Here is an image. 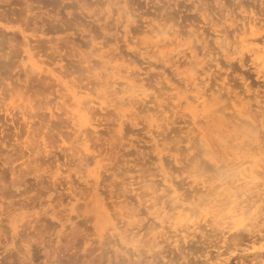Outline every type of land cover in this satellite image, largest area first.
I'll list each match as a JSON object with an SVG mask.
<instances>
[{
	"label": "rangeland",
	"instance_id": "rangeland-1",
	"mask_svg": "<svg viewBox=\"0 0 264 264\" xmlns=\"http://www.w3.org/2000/svg\"><path fill=\"white\" fill-rule=\"evenodd\" d=\"M262 69L264 0H0V100L14 122L0 111V264H264L263 179L240 188L232 215L233 203H203L218 159L264 160ZM112 80L124 104L109 102ZM72 90L88 106L75 116ZM240 100L253 121L233 111ZM218 107L228 128L203 117ZM216 129L240 148L211 151L201 140ZM10 203L23 208L14 230ZM113 222L144 240H120Z\"/></svg>",
	"mask_w": 264,
	"mask_h": 264
},
{
	"label": "bare ground",
	"instance_id": "bare-ground-1",
	"mask_svg": "<svg viewBox=\"0 0 264 264\" xmlns=\"http://www.w3.org/2000/svg\"><path fill=\"white\" fill-rule=\"evenodd\" d=\"M259 30V29H258ZM246 31V30H245ZM243 32V31H242ZM28 41V40H27ZM29 46V45H28ZM239 46V45H238ZM250 48V47H249ZM26 52H28V49H26L25 50ZM236 51V50H235ZM29 53V52H28ZM39 54V53H38ZM37 55V54H36ZM28 56L31 58L32 57V54H28ZM176 61V60H175ZM53 62V61H52ZM260 62V61H259ZM37 62H33V61H31V65H32V67L34 66L35 67V64H36ZM259 64V63H258ZM37 65V64H36ZM36 68L38 69V67L36 66ZM44 67H42L41 69H43ZM32 71H35V70H33V69H31ZM38 71H41V70H38ZM117 71V70H116ZM115 71V72H116ZM264 71V69H262L260 72H263ZM118 72H120V71H118ZM114 74V73H113ZM118 74V73H117ZM120 75L122 74V73H119ZM52 75H54V74H52ZM260 75V74H259ZM115 76V75H114ZM117 77V76H116ZM120 77V79H121V77L122 76H119ZM119 77H118V79H119ZM122 78H124L125 79V81H123V83L124 82H129V78H130V76H128V75H123V77ZM133 78V77H132ZM116 81L117 80H112V82L111 83H109V88L111 87V88H113L112 90H111V93H112V95H113V97H112V99H110L109 97H108V93L106 94V91H105V93L103 92L102 94H103V96H104V101H100V104H104V103H106V101H107V99L109 98L110 100H109V102H112L113 101V98H114V95H115V98H116V96L119 94L118 92L120 91H118V89H116V87H114L115 86V84L114 83H116ZM118 83V85H119V83L120 82H117ZM122 83V82H121ZM125 84V83H124ZM107 85V84H106ZM127 85V84H126ZM124 86V85H123ZM70 87V86H69ZM220 87V86H219ZM117 88H119V87H117ZM224 88V87H223ZM124 89H127V88H124ZM123 89V91H126V90H124ZM130 89H131V87H130ZM143 90V89H142ZM80 90H72L71 91V95H72V101L74 102V106H76V110H75V112H71V113H73V116H75V115H77L80 111H82V110H85V109H87L88 108V106H86V102H84L85 103V105H83V102L82 101H80V98L77 96V94H78V92H79ZM121 91H122V88H121ZM127 91H128V89H127ZM130 91V90H129ZM136 91H139V90H136ZM232 91V90H231ZM107 92H109L110 93V91H107ZM118 93V94H117ZM123 93V92H122ZM125 93V92H124ZM143 93V92H142ZM85 94V93H84ZM106 94V95H105ZM117 94V95H116ZM205 93H198V98H202L203 100H202V102L204 103V105L206 104V102H205V100H206V98H205V95H204ZM103 96H101V97H103ZM121 96V95H120ZM119 96V97H120ZM127 96V95H126ZM130 96V95H129ZM196 96V95H195ZM99 97V96H98ZM135 97H137V96H135ZM3 98V97H2ZM70 98V97H69ZM122 98V97H121ZM226 98V97H225ZM256 98H257V96H256V94H255V96H254V99H255V106H256V108L258 109H260V108H264V103H261V101L260 100H256ZM4 99V98H3ZM133 99V98H132ZM137 99V98H136ZM253 99V100H254ZM258 99V98H257ZM106 100V101H105ZM115 100V99H114ZM122 100V99H121ZM126 100V99H125ZM197 100V99H196ZM1 101V100H0ZM4 102H5V100H3ZM3 101H1V105H3L4 107V109H2L1 108V110L0 111H4L2 114L5 116V119H7V117H8V120H10V122L13 124L14 122H13V116L11 115V113L10 112H8V110H9V108H8V106H7V104H5ZM84 101V100H83ZM116 101H118V103H123V102H119L120 100H115V101H113L114 103L116 102ZM73 102H72V104H73ZM108 102V101H107ZM108 102V103H109ZM126 102V101H125ZM240 102H241V100H240ZM95 103V102H94ZM113 103V104H114ZM112 104V105H113ZM124 104V103H123ZM126 104V103H125ZM209 104V103H208ZM1 105H0V107H1ZM22 105V104H21ZM70 105V104H69ZM105 105H107V104H105ZM110 105V104H109ZM115 105L117 106V103H115ZM207 105V104H206ZM211 105V104H210ZM224 105H227V104H224ZM111 106V105H110ZM114 106V105H113ZM128 106V105H127ZM130 106V105H129ZM118 107H120V104L118 105ZM209 107V106H208ZM228 106H226V108H227ZM233 107H234V109H233V111L234 112H237L238 113V116L239 115H244V116H248V118H250V121H253L256 117H257V115L256 114H254L253 115V113H252V104L250 103V100H247L246 102H241V103H238V104H234L233 105ZM21 108V107H20ZM105 108H107V107H105ZM115 108V107H114ZM224 108V106L222 107V109ZM228 108H230L231 109V106L229 105V107ZM72 109V108H71ZM221 109V108H220ZM220 109H219V107H218V109L216 108V109H211V108H204V111H205V115H203V117H205V118H208V117H211L212 119H216V120H218V121H222V124H223V126L224 127H226V128H228V126H229V124H230V120L228 121L227 120V118L229 119V117H227L225 114H224V112H223V110L221 109V112H220ZM225 109V108H224ZM88 110V109H87ZM22 111V110H21ZM230 112V119L232 118V116H233V118H235L236 116H237V113L234 115L233 113L234 112ZM228 112V111H227ZM124 113V112H123ZM125 114V113H124ZM23 115V114H22ZM72 115V114H71ZM84 115V114H83ZM256 115V116H255ZM197 116V115H196ZM1 118L3 117V116H0ZM227 117V118H226ZM1 118H0V120H1ZM10 118V119H9ZM233 118H232V121H233ZM3 119V118H2ZM4 119V120H5ZM237 119H239V121L240 120H242L243 118H238L237 117ZM258 119V118H257ZM198 120V119H197ZM197 120H196V122H197ZM211 120V119H210ZM244 120V119H243ZM242 120V121H243ZM259 120V119H258ZM206 121H208V120H206ZM223 121H225L224 123H223ZM231 121V122H232ZM6 122V121H5ZM4 122V123H5ZM156 122V121H155ZM158 122V121H157ZM189 122V121H188ZM195 121H194V123H196ZM199 122V121H198ZM197 122V123H198ZM234 122V121H233ZM247 122V120L245 121L244 120V124H248V125H250L251 124V122H248V123H246ZM258 122V121H257ZM160 123V122H159ZM193 123V124H194ZM235 123V122H234ZM234 123H233V125H234ZM250 123V124H249ZM8 124V123H7ZM11 124V125H12ZM164 123H162L161 125H163ZM232 124V123H231ZM236 124H238V123H236ZM235 124V125H236ZM239 126H240V124H238ZM257 125V124H256ZM9 126V125H8ZM152 126V125H151ZM155 126V125H154ZM157 126V125H156ZM166 126V125H165ZM237 126V125H236ZM247 126V125H246ZM258 126V125H257ZM1 127H3V126H1ZM11 127V126H10ZM9 127V128H10ZM153 127V126H152ZM158 127V126H157ZM159 127H161V126H159ZM154 128V127H153ZM166 128V127H165ZM168 128V127H167ZM203 128V127H202ZM222 128V127H221ZM205 129V128H204ZM210 129V128H209ZM239 129V128H238ZM237 129V130H238ZM150 130H152V128L150 129ZM166 130V129H165ZM221 130V129H220ZM220 130H218V129H216V130H214L213 132H211L212 134H207L206 132V134H207V136L206 135H203V137H204V139H202L201 141H205L204 143H206V145H208L209 146V148H210V150L214 147V146H221L222 147V149H223V146L221 145L223 142H224V146L225 145H227L229 142H228V134H226V131H220ZM4 131V130H3ZM3 131H0V141H3V140H1V139H4L5 137H3V135H2V132ZM154 131H156V130H154ZM161 128H160V130H159V132L161 133ZM193 131V130H192ZM198 131V130H197ZM157 133H159L158 131H156ZM80 133V132H79ZM152 133V132H151ZM154 133V132H153ZM160 133H159V135H160ZM164 133V132H163ZM163 133H161V135L163 134ZM200 133V132H199ZM205 133H203V134H205ZM241 134L243 135V137H245V139L247 138V134H246V136H244V134L242 133V131H241ZM241 134H240V136H241ZM249 135V134H248ZM156 136V135H155ZM157 136H158V134H157ZM157 136H156V138H157ZM238 136V135H237ZM239 136V137H240ZM150 137V136H149ZM166 137V136H165ZM234 138V139H236L235 141H237V139H240V138ZM249 137H250V135H249ZM248 137V138H249ZM231 138V137H230ZM233 138V137H232ZM253 138H256V140H257V136L255 137H253ZM6 139V138H5ZM4 139V140H5ZM149 139H151L153 142H154V144H156V141H157V143L159 142V138L158 139H155L153 136L152 137H150ZM160 139H163V138H160ZM165 139V138H164ZM163 139V140H164ZM233 139V140H234ZM245 139H240V142H244L245 141ZM231 140V139H230ZM233 140H231V141H233ZM255 140V141H256ZM221 141H223V142H221ZM228 142V143H226L225 144V142ZM230 141V142H231ZM152 142V143H153ZM219 142H221V143H219ZM238 142V141H237ZM204 143H202V144H204ZM231 144V143H230ZM235 144H237V143H234V144H232V145H229L228 147L226 146V148H229V147H231V146H233V145H235ZM242 144V143H241ZM157 145H159V143L157 144ZM246 145V144H245ZM263 145V144H262ZM219 146V147H220ZM237 146L239 147V145L237 144ZM243 146H244V144H243ZM199 147H201V146H199ZM163 148V147H162ZM161 148V149H162ZM208 148V147H207ZM208 148V149H209ZM218 148V147H217ZM240 148V147H239ZM242 148V147H241ZM215 149V148H214ZM210 150L208 151V152H210ZM219 150V149H218ZM226 150V149H225ZM229 149H227V151H228ZM211 151H213V149L211 150ZM214 151H217V149H215ZM233 151V150H232ZM231 151V154L235 151H233L232 152ZM242 151V150H241ZM207 152V151H206ZM222 152V151H221ZM221 152H220V154H221ZM201 153H203V152H201ZM219 153V152H218ZM217 153V154H218ZM230 153V152H229ZM237 153V152H236ZM214 153H212V155H213ZM227 154V153H226ZM223 155H224V153H223ZM228 155V154H227ZM218 156V155H217ZM215 157V156H214ZM220 157H221V155H220ZM247 157V156H246ZM245 157V158H246ZM216 158V157H215ZM231 158H234V157H231ZM230 158V159H231ZM259 158V157H258ZM160 159V158H159ZM216 159H218V158H216ZM229 159V158H228ZM227 158L225 159V157L223 158V159H218L217 161L219 162L220 160V162L221 163H219V166L217 165L215 168H216V170H215V174H220L218 177L219 178H216V175H214L215 177H212V181H210V179H209V177H208V182L209 183H207L208 184V186H206V185H204V187L206 186L208 189H207V195L209 196L208 198H206L204 201H203V203H204V205L206 204V203H208L209 204V202H212V200H213V203H210V212H212V211H214V210H217L218 211V213L220 212V210H222V208H220V207H223V206H225L226 205V207L228 206V204H231V203H233V205H232V207L230 208L231 209V212H229V214L230 215H232V213L233 212H236L237 211V203H236V196L238 195V194H240V193H238L237 195H236V193L237 192H241L240 190H242V189H240L241 187H246L248 184H250V183H253L254 185L252 186V187H257V182L255 183V180H257V179H259V180H261V179H263V182H262V184H264V175H262L261 177H259V175L262 173H264V163H262L264 160L263 159H260L261 161V163L259 162V160L256 158V160L255 161H252V163H253V166H254V164H255V167H253V166H251V167H253V168H250L249 170H247V167H249V166H247L246 165V167H244L243 166V164L242 163H245V161H242V163H239V161L237 160L236 161V159H238V158H236V159H232V162L233 161H235V162H233V163H231V166L229 165V168H227L226 167V165L227 164H229L228 162H229V160H228ZM242 159V158H241ZM222 161L224 162V163H222ZM248 161H250V159L248 160ZM248 161H246V162H248ZM251 163V162H250ZM249 163V164H250ZM211 164H213V163H211ZM221 164V165H220ZM224 165H225V168L226 169H224L223 167H224ZM251 165V164H250ZM211 166H213L212 168H214V164L213 165H211ZM211 166H208V167H210L211 168ZM223 166V167H222ZM223 168V170H224V172H223V170L221 171V168ZM93 178H96V177H93ZM162 178V177H161ZM168 178V177H167ZM166 178V179H167ZM261 178V179H260ZM206 179V178H205ZM166 181V180H165ZM171 181H173V180H171ZM202 181V180H201ZM206 181H207V179H206ZM96 182V181H95ZM204 182H205V180H204ZM214 182H217L216 184L214 183ZM213 183V184H212ZM159 184V183H158ZM95 186H97L96 184H95ZM164 186V185H163ZM168 186L169 187H173L172 186V184L171 183H169L168 184ZM260 186V185H259ZM156 187V186H155ZM166 187V188H165ZM164 188L165 189H163V190H167V186H165ZM205 187V188H206ZM97 188V187H96ZM163 188V187H162ZM177 188V187H176ZM176 188H174L173 187V189H171V190H173V192L175 191V189ZM156 189V188H155ZM154 189V190H155ZM246 189V188H245ZM244 189V190H245ZM249 189V188H248ZM247 189V190H248ZM162 190V189H161ZM239 190V191H238ZM96 191V190H95ZM197 191V190H196ZM154 192H156V190L154 191ZM168 191H166L165 192V194L167 193ZM169 192H170V188H169ZM168 192V193H169ZM203 192V191H202ZM214 195L212 198H210L211 197V195ZM170 194V193H169ZM161 195H163V194H161ZM205 195V194H204ZM166 196H167V198H166ZM172 196V195H171ZM239 196V195H238ZM237 196V197H238ZM168 197L170 198V199H168ZM162 198H164V196L162 197ZM168 200V202H167V200ZM165 200H163V202H167L166 204H165V206H163V212H164V216L167 214V212L169 211H171V210H176V208H177V206L178 205H175L174 203H170L169 204V202H170V200H171V198L172 197H170V195H165ZM232 198V199H231ZM229 199H231V200H229ZM4 200V199H3ZM105 200V199H104ZM157 200V199H156ZM158 200H160V199H158ZM223 200H228V201H225V202H223ZM252 200V199H251ZM257 200V199H256ZM2 202V201H1ZM62 202V201H61ZM162 202V203H163ZM242 202V201H241ZM4 203V202H3ZM156 203V202H155ZM154 203V204H155ZM234 203H236V204H234ZM35 204V203H34ZM103 204H105V203H103ZM163 204V205H164ZM239 204V203H238ZM7 205V204H6ZM10 206H11V203L9 204ZM15 205V204H14ZM39 205V204H38ZM62 205H63V203H62ZM106 205V204H105ZM169 205V206H168ZM181 205V204H180ZM17 206V205H16ZM15 206V207H16ZM31 206V205H30ZM160 206V205H159ZM158 206V207H159ZM168 206V209L166 210V207ZM185 206H187V205H185ZM183 207L182 209H184V211L183 212H185V210H186V208H190V207ZM231 206V205H230ZM18 208H19V206H17ZM16 207V209L14 208H12V206H11V208L8 210V213L6 214V221L8 222V224L11 226V228L14 230L15 229V227H14V219H13V216L16 214V211H17V208ZM22 207V205H20V208H19V210L20 209H23V208H21ZM180 207V206H179ZM216 207V208H215ZM8 208V207H7ZM35 208V207H34ZM102 208H106V207H104V205L102 206ZM205 208V207H204ZM208 208V207H207ZM223 208H225V207H223ZM31 209H33V208H31ZM181 209V210H182ZM241 208L239 207L238 208V210H240ZM11 210V211H10ZM161 210V209H160ZM226 210V209H225ZM10 211V212H9ZM168 212V213H169ZM176 211H174V213H175ZM206 212H208V211H206ZM243 212V211H242ZM241 212V213H242ZM54 213V212H53ZM124 213V212H123ZM174 213L172 212L171 214L173 215V216H171V217H173L174 218ZM190 213V212H189ZM238 213V212H237ZM3 214V213H2ZM2 214H0V216L2 215ZM51 214V213H50ZM228 214V213H227ZM228 214V215H229ZM38 215V214H37ZM55 215V214H54ZM125 215V214H124ZM157 215V214H156ZM160 215V214H159ZM168 215V214H167ZM166 215V218L170 215V213H169V215L167 216ZM181 215H182V213H181ZM185 215V214H184ZM183 215V216H184ZM189 215H191V214H189ZM214 215H216V213L214 214ZM226 215V214H225ZM235 215V214H234ZM233 215V216H234ZM17 216H18V213H17ZM127 216V215H126ZM186 216V215H185ZM2 217V216H1ZM0 217V223H1V218ZM19 217V216H18ZM154 217H156V216H154ZM171 217H168V218H171ZM189 217L190 216H188V217H186V219L188 218L189 219ZM229 217V216H228ZM162 218V217H161ZM167 218V219H168ZM173 218H171V223L169 224V225H171V226H175L174 224H177L178 225V223H177V220H175V219H173ZM193 218V217H192ZM223 218V217H222ZM244 218H245V216H244ZM248 218V217H247ZM35 219V218H34ZM166 219V220H167ZM187 219V220H188ZM255 219V218H254ZM37 220V219H36ZM186 220V221H187ZM26 221V220H25ZM59 221V220H58ZM185 222V221H184ZM34 223V222H33ZM164 223V222H163ZM182 223V222H181ZM181 223H179V225L181 224ZM227 224H229V223H227ZM140 225V224H139ZM246 225V224H245ZM28 226V225H27ZM139 227V226H138ZM149 227V226H148ZM147 227V228H148ZM1 228V227H0ZM25 228V227H24ZM29 228V227H28ZM109 228V227H108ZM120 228V226H118L116 223H111V229L114 231V233H116L115 235H118L119 236V238H120V240H124V238H126V239H128L129 238V240H131V242L133 243L132 245L134 246V248H137L138 246H139V244H137L138 243V241L140 242L142 239H143V237H142V239H138V236H139V231H140V228H138V229H136V230H132V229H130V230H132V231H130L129 229V232H127L125 229L124 230H120L119 229ZM150 228V227H149ZM244 228H246V226H244ZM3 229V228H2ZM142 229V228H141ZM243 229V228H242ZM179 230V229H178ZM11 231V230H10ZM0 232H1V230H0ZM4 232H5V230H4ZM127 232V233H126ZM124 233V234H123ZM1 234H3V232L1 233ZM121 234H123V235H121ZM103 235V234H102ZM145 235V234H144ZM143 235V236H144ZM104 236V235H103ZM264 238V237H263ZM14 239V238H13ZM49 240V239H48ZM144 240V239H143ZM5 241H6V239H5ZM125 241V240H124ZM11 242H12V239L10 240V244H11ZM5 243V242H4ZM141 243V242H140ZM9 244V242H8V240L6 241V243L3 245L4 247L5 246H7ZM138 245V246H137ZM138 250V249H137ZM135 252V251H134ZM53 253V252H52ZM257 253V252H256ZM262 255V254H261ZM57 259V258H56ZM54 261V260H53ZM52 260L51 261H49L48 263L50 264V263H52L53 262ZM188 263V262H187ZM197 264V263H196Z\"/></svg>",
	"mask_w": 264,
	"mask_h": 264
}]
</instances>
